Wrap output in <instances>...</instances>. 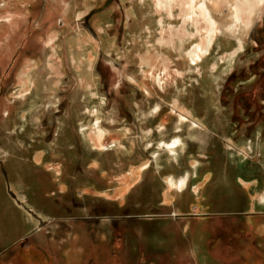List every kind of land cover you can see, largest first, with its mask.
Instances as JSON below:
<instances>
[{
	"label": "rangeland",
	"instance_id": "1",
	"mask_svg": "<svg viewBox=\"0 0 264 264\" xmlns=\"http://www.w3.org/2000/svg\"><path fill=\"white\" fill-rule=\"evenodd\" d=\"M181 109L200 127L181 124ZM179 138L174 158L165 143ZM195 166L183 193L166 182ZM263 194L262 0H0V264L35 230L61 240L46 234L64 233L75 206L89 243L107 219L123 229L128 203L151 218L191 215L201 233L237 226L231 214Z\"/></svg>",
	"mask_w": 264,
	"mask_h": 264
},
{
	"label": "crops",
	"instance_id": "2",
	"mask_svg": "<svg viewBox=\"0 0 264 264\" xmlns=\"http://www.w3.org/2000/svg\"><path fill=\"white\" fill-rule=\"evenodd\" d=\"M197 169L195 166L194 175L190 173L189 184ZM17 176L15 181L21 175ZM226 183L228 187L230 183ZM21 188L18 186L17 189ZM261 198H251V213L231 214L239 219L237 226L227 223L220 230L214 224L205 223L200 224L205 228L201 233L194 229L191 215L175 212L171 216L151 218L150 215L139 214L142 204L133 209L132 204L128 203L126 210H131V216H127L125 223L120 225L123 229L112 226V218L107 219L105 222L110 228L102 231L95 227L94 240L89 243L85 241L87 218L84 207L75 206L77 217L65 219L64 233L51 231L46 234L47 237L55 234L66 240L52 239L46 242L42 239V230H35L32 232L34 237L29 233L30 239H33L30 244L20 247V251L14 246L13 254L5 259L4 264H264V204L260 202ZM231 215L223 214L224 217ZM94 220L95 225L100 222L99 219ZM135 220L142 229L135 231ZM8 226L9 222L4 225L5 228ZM0 237L1 240L6 238L3 235ZM25 239L29 240V237ZM12 256H17L19 260L14 262Z\"/></svg>",
	"mask_w": 264,
	"mask_h": 264
},
{
	"label": "bare ground",
	"instance_id": "3",
	"mask_svg": "<svg viewBox=\"0 0 264 264\" xmlns=\"http://www.w3.org/2000/svg\"><path fill=\"white\" fill-rule=\"evenodd\" d=\"M162 4H164V0H159ZM179 1H182V4H185V3H187L190 7H192L193 5H194V2H195V0H179ZM185 1V3H183ZM242 4H243V2H241ZM168 5V4H167ZM166 5V6H167ZM242 5L241 4H239V7H241ZM240 9H245L246 10V7L244 6V7H241ZM251 10V8H249L248 10H247V12H249ZM204 12V11H203ZM251 16V13H249L248 14V18ZM214 25V24H213ZM214 27V26H213ZM213 27H211V29L209 30V33H210V35H209V37L208 38H206L205 39V41L204 42H202V43H200V44H197L195 47H193V49L191 50V52L189 53V57L191 58V60L193 61V62H197L198 60H201V56H202V54L203 53H206V52H208L209 53V51H210V49H211V46H212V43H213V36L215 35L214 34V31L216 30V29H214ZM53 33V32H52ZM53 36H54V33H53ZM56 36V35H55ZM51 38H52V36H51ZM181 38V37H180ZM54 39V38H53ZM53 39L51 40L52 42L51 43H53ZM73 50V49H72ZM146 58V57H145ZM90 59H92V58H90ZM144 59V58H143ZM73 60L75 61V55L73 56ZM147 60H149L148 58H146V61ZM92 61V60H91ZM53 67V66H52ZM52 69H55V68H52ZM56 70H58V69H55V71ZM52 71V70H51ZM57 72V71H56ZM59 72V71H58ZM24 74V73H23ZM25 78H23L22 79V82L26 85V86H28V82H29V78L27 79L26 78V72H25ZM28 76H29V74H28ZM94 78V77H93ZM82 79H86L85 77H82ZM84 80H83V82H84ZM90 85V84H89ZM25 86V87H26ZM174 109V108H173ZM182 113L180 114V118H181V124H184V122L185 121H187V122H190V123H192L193 125H195V126H198V127H200V123L199 122H197L196 120H194V118H195V116H194V112L192 111V110H184V109H181L180 110ZM175 112V111H174ZM179 115V114H178ZM100 129V128H99ZM102 129H100V131L98 132H96L95 133V142H98L99 144L102 142V140H103V135H105L104 134V132L103 131H101ZM83 134H84V137L86 138V133H85V131L83 132ZM91 136V135H90ZM165 146L167 147V152H169V153H171V154H173L174 155V158H176L177 157V155H179L178 154V151H177V149H181V150H184V142L179 138V139H174V140H172V142L170 143H165ZM230 146H231V144H230ZM157 156V155H156ZM170 158V157H169ZM149 167V166H148ZM191 176H190V174L189 175H183V176H181V177H174V176H172V177H169V178H167L166 179V182L168 183V185L169 186H171V188H175L176 190H178V192L179 191H182L183 189H184V187L186 186V184H187V182H188V180H189V178H190ZM170 188V189H171ZM169 191V190H168ZM170 193H171V191H170ZM174 195V194H173ZM168 196H169V194H168ZM170 197V196H169ZM172 198V197H171ZM168 199V198H167ZM261 203H263L264 204V195L262 196V198H261V201H260Z\"/></svg>",
	"mask_w": 264,
	"mask_h": 264
},
{
	"label": "snow or ice",
	"instance_id": "4",
	"mask_svg": "<svg viewBox=\"0 0 264 264\" xmlns=\"http://www.w3.org/2000/svg\"><path fill=\"white\" fill-rule=\"evenodd\" d=\"M262 2H264V0H262Z\"/></svg>",
	"mask_w": 264,
	"mask_h": 264
}]
</instances>
